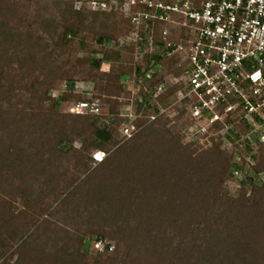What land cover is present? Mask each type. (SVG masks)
<instances>
[{
	"label": "rangeland",
	"instance_id": "rangeland-1",
	"mask_svg": "<svg viewBox=\"0 0 264 264\" xmlns=\"http://www.w3.org/2000/svg\"><path fill=\"white\" fill-rule=\"evenodd\" d=\"M97 11L104 10H93L87 0H0V113L7 114L9 122H0V204L5 205L4 213L17 219L23 217L27 224L24 231L20 228L24 221L15 219L0 229V264H96L111 255L96 254L92 250L96 249L95 244H91L86 257L73 249L78 244L76 239H95L101 230L108 231L103 223H99L100 228L87 226L86 221L93 216V207L99 199L97 193L86 192L88 182L79 184L99 166L98 156L99 159L112 157L118 147L115 142L122 144L126 139L120 128L117 138L105 143L104 149L100 150L102 143L95 138L84 145L81 127L85 125L68 111L77 100H90L98 95L100 104L105 102L125 115L121 118L122 125L134 121L139 96L131 77L137 65L153 64L150 61L153 53L141 40L142 30L131 24L125 13L118 9ZM69 27L76 34L66 35L70 42L62 44L65 29ZM100 35L109 41L98 42ZM113 52H119L120 58H114ZM105 55L108 63H102L100 69L91 67L92 58L103 60ZM183 59L184 53L180 51L160 62L158 76H164L163 80L172 86L169 100L163 106L165 111L154 127L179 137L182 156L172 157L165 152L157 165L148 160L138 161L136 157L124 160V165H139L134 172L122 173L117 168L108 179L109 186L121 191L128 200L126 204L113 202L112 213L130 210L128 216L116 215L115 221L124 229L144 234L141 247L150 251L149 263L153 254L154 261L165 263V259V264L170 263L169 257L176 261L183 258L181 264L203 258L202 252L207 251L220 231L223 234L228 231L231 236V228L226 224L238 229L240 224H245L250 229L257 228V235L251 239L247 234L236 233L234 240L259 256L249 261L245 257L226 260L224 264H264V203L255 197L264 185V169L256 173L253 164L257 162L252 158L261 151L257 154L254 150L247 151L245 138L240 134L237 138L233 135L226 138L212 132L197 138L187 131V103L179 102L177 96ZM119 75L122 76L118 78ZM46 91L51 92L50 102L44 97ZM52 102L59 103L57 111L50 109ZM101 106L105 114L98 115L95 121L99 127L107 124L105 120L113 119L108 115L109 108ZM54 113L59 117L53 116ZM54 118L78 123L79 131L74 134L72 145L57 146L55 132L48 131ZM50 147L54 150L72 147L77 153L82 152L88 171L75 166L74 157H79V153L58 162L54 158L60 154L45 152ZM6 152L14 159L6 162ZM230 158L241 168L229 170ZM44 160L49 162L42 163ZM51 164L55 174L47 176L45 172L52 168ZM236 170L238 174L234 173ZM17 171L28 181V186H24ZM131 174H135L136 183L130 180ZM120 178L125 184L119 185V189ZM77 187H80L78 192L68 198ZM142 189H145L143 194ZM142 198L154 200V206L150 225L138 227L134 215L151 213V209L141 205ZM134 200L137 208L132 205ZM105 239L112 242H107L109 245H117L114 240ZM258 239L263 241V250L257 251ZM210 258L212 264L218 263L217 257Z\"/></svg>",
	"mask_w": 264,
	"mask_h": 264
},
{
	"label": "built area",
	"instance_id": "built-area-1",
	"mask_svg": "<svg viewBox=\"0 0 264 264\" xmlns=\"http://www.w3.org/2000/svg\"><path fill=\"white\" fill-rule=\"evenodd\" d=\"M88 2L93 10L118 9L125 13L129 22L142 30L141 40L151 47L152 53L159 52L165 58L183 51L184 63L178 79L181 88L177 96L179 102L187 103L189 133L197 138L212 132L223 137L230 132L238 135L237 124L245 122L250 129L243 138L250 143L253 153H264V0ZM157 23L166 24L159 37ZM159 68L160 64L146 74V80H151ZM170 86L160 81L155 86L154 97ZM137 102H142L140 96ZM158 109L159 112L149 116L148 123L165 111L160 105ZM70 112L75 116L105 114L97 99L82 100ZM137 118L135 114L134 121L123 123L124 139L130 140L141 129L136 124ZM113 247L103 241L95 243L102 253L113 251Z\"/></svg>",
	"mask_w": 264,
	"mask_h": 264
},
{
	"label": "trees",
	"instance_id": "trees-1",
	"mask_svg": "<svg viewBox=\"0 0 264 264\" xmlns=\"http://www.w3.org/2000/svg\"><path fill=\"white\" fill-rule=\"evenodd\" d=\"M98 13L101 12H107V11H97ZM166 27V24L163 23H157L155 25V29H156V34L159 37V33L160 31ZM70 35V36H74V34H76V31H73L72 27L66 28L65 29V34L63 35L61 41L62 44H68L70 42V40L67 39L66 35ZM94 36V35H93ZM104 41H109L108 38H106L105 36L103 37L102 35H100L98 37V42L103 43ZM81 46H84V42H81ZM114 58H120L121 54L119 52H113L111 54ZM108 55H105V59L103 60H99V59H95L92 58V60L90 61L91 63V67L95 68V69H100L101 64L102 63H108ZM162 59H164L162 57V55L159 52H155L152 54V60H150L153 64L150 65L149 62L143 64V65H137L135 68V71L132 75L131 78H134V82L135 85L139 88L138 89V95L142 98V102H137L136 106H135V113L137 115V120H136V124L138 127H141V129L132 137L130 138V140H126L124 141V143L120 144L119 141L115 142V145H118V147L115 149L113 156L112 157H108L103 158L101 161L98 162V167L95 168V170H93L92 172H90L87 175V178L81 183L79 184L80 186L84 185L85 182L87 183V191L86 192H91V193H97V197L99 199V202H97L95 204V206L93 207V211L92 217H88V221H86L87 226L89 227H93L95 225H99V223H103L104 225L106 224V228H108L107 232H104V230H101L100 234L97 235L95 237V239H92V237H85V238H81L80 239H76V244L74 246L73 249H75L77 252H80V256L82 257H86V255L89 253L90 250V246L91 244L94 245L96 242L98 241H103V242H110L108 240H106L105 238L108 237L111 240H114L116 242V246L114 245V249L111 252H107L108 254H111L110 256L107 257V259L105 261H96V264H165L166 260L164 259L163 263L162 261H154L155 258L154 255H151V261L149 263L148 259H147V255L149 256V252L148 249H144L141 246H143V239H144V234H141L140 232H136L135 230H131L128 228H122L120 225H117L116 221L117 217L116 215H118L119 217L122 218V216H124L125 214L127 215V212H129L130 210H128L127 212L124 211V209L121 212H114L112 213L113 210V202L114 203H121V204H126V202L128 201L125 197H123V195H121V191L117 192V190L111 186H109V182L108 179L111 176V173L117 171V168L122 171V173H124V171H133L138 169V163H134L132 165H124V160L126 162V160L132 159V157H136L138 161H149L152 163V165H157V163H159V159L162 157V155L165 152H168L170 154H172V157H177L179 158L181 155V152L183 150V147L180 143L179 137L177 135H174L172 132L170 131H166V132H161V131H157L154 129L157 120L153 121V122H149L148 123V119L149 116H151V114L153 113H157L159 112L158 106H164L166 105V101H168L169 99H167L168 94H171L170 89L166 90V92L158 95L157 97H154L155 93H156V85L162 81L163 79H165L164 76H158V73L156 75H154L152 77L151 80H146V74H148L151 71L156 70V68L158 67V65L160 64V62L162 61ZM143 66H145V68H143ZM122 75H119L118 78H120ZM130 78V77H129ZM50 91H46V93L44 94L45 99H47V101L50 102ZM64 97V96H63ZM101 96H94L92 99H99V101H101ZM78 102H80L81 100H77ZM101 104L103 106H106L109 111V116H111L113 119L112 120H105V122L107 124H104L103 127H99L95 121L98 120V115L95 114H84V115H73L71 112L68 111V114H72L73 116H75L78 119H82V125H85L84 127L82 126V132H83V143L84 145L88 144L90 140L92 139H97L99 140L102 144L99 146L100 150L105 148V143L111 142V140H114L117 138V132L119 131V129L122 127L121 123L123 122L122 118V113L119 112V109H114L112 108L109 104H106L105 102H101ZM100 104V105H101ZM58 107H60L58 102H52L51 105V110L52 111H57ZM141 114H143L142 116H139ZM57 113H54L53 116L55 117H59L57 116ZM7 114L5 113H0V122H2L3 124L5 123H9L6 119ZM50 126L48 128V131H54V135L56 138H58V142H57V146H67V145H72V138L74 136V134H76L79 131V128H76V126L78 125V123L76 124L75 122H73L72 120L69 122L67 119H53L50 122ZM121 126V127H120ZM237 128L240 132V135H246L250 129V127L245 123V122H240L237 124ZM230 135H233V137H238L237 135H235L234 133L230 132ZM54 137V138H55ZM228 138V136L226 137ZM52 141V140H51ZM57 141V140H56ZM53 141V142H56ZM245 146H246V150L247 151H251V147H250V143L244 141ZM47 152V154L50 155H55V154H60L61 156L57 159L54 158V161H61L63 158L65 159V157L72 155L73 156L77 155L79 153V157H74L75 158V166H82L84 170L88 171V167L87 165L83 164V159H84V154L82 152H78L76 150H73L72 147L71 148H57L54 150L53 147H50L49 152ZM56 152V153H55ZM7 155L4 157V160L7 162V160L10 159H14L11 157L10 152H6ZM257 154V153H256ZM49 155V156H50ZM52 157V156H51ZM254 160H256L257 164H253L254 167L253 169L255 170L256 173L260 172V169H264V153H262V151L259 153V155H253L252 157ZM262 160H261V159ZM63 159V160H64ZM261 161H260V160ZM259 160V161H258ZM118 161H120V165L118 164ZM132 161V160H131ZM229 161H231L230 165H228V169H238L241 168V166H237L235 163H233L232 159L230 158ZM16 162V160H15ZM49 162L48 160H44L42 163ZM55 163V162H54ZM53 163V164H54ZM123 163V164H122ZM44 164V165H46ZM53 164H51V169H46L44 168V170H42V173L45 172V169L47 170V172H45V175H50V173L55 174V171L53 169ZM119 165V167H118ZM143 165V164H141ZM48 166V165H47ZM112 167L114 168L113 170ZM144 167V166H143ZM44 171V172H43ZM18 172V176L22 178L23 180V184L24 186H28V181L24 178V176L22 177L20 171ZM132 176H130V180L134 179L133 182H137L135 180V174H131ZM53 176V175H52ZM132 182V183H133ZM250 182L254 183L253 179H250ZM73 183V182H72ZM71 183V184H72ZM125 182L122 178H120L119 181V185H124ZM73 185V184H72ZM49 188L51 186H48ZM80 189V187H77L75 191H73L70 195H68L70 197H72V195H75L76 192H78V190ZM120 189V186H119ZM145 190V189H144ZM143 189L142 194L145 192ZM33 192V191H32ZM130 192V191H129ZM131 192H136V191H131ZM130 192V193H131ZM44 193L42 192V195ZM128 194V193H127ZM45 195V194H44ZM255 197L258 199V202H262L264 203V185L262 187V189L258 190V193L256 192ZM67 198V199H68ZM143 199V198H142ZM66 200V198L64 199ZM136 200V197H135ZM135 200L133 201V206L137 208V205L135 203ZM130 201V200H129ZM105 202V203H104ZM144 204V206L147 209H151V213L150 212H146V214L140 213L139 216L134 215L135 218H137V220H135L136 222H138V227H140L142 224L144 225L145 223H147V225H150V216L153 213V206H154V200L150 201L148 199L142 201L141 205ZM5 206V205H4ZM4 206H2L0 204V229L2 230V228L4 227V224L10 223L13 220H23L24 223L22 224V227H20L21 229L27 227V224L25 223V219L23 217L17 219L18 217H14V215H11L9 213H4ZM123 206V205H122ZM131 207V206H129ZM116 213V214H115ZM148 215V216H147ZM128 216V215H127ZM20 217V216H19ZM126 220L128 221V218L126 217ZM232 224H226L227 227L230 226L231 228V236L230 233L227 231L223 232L220 231V233L217 235V237L213 240V244L209 245V247L207 248V251L202 252V257L203 258H196V257H192V259L196 258L195 260H191L189 259V261L187 260L186 262H184L185 264H212L211 263V258L212 256H215L218 258V263H222L224 264L226 262V260H235V259H240L241 257H245V259H249L252 260L251 257H257L259 256L257 253L253 254L251 249H247L246 247H244L243 245H239L236 240H234L233 235L236 233H241V234H247V238H251L252 235L256 234L258 232V229L255 228L254 226V230L250 227L245 226V224H240L241 227L238 228H233L231 226ZM98 226V227H99ZM100 228V227H99ZM147 229V228H146ZM236 229L238 231H236ZM148 230V229H147ZM225 230V229H222ZM257 230V231H256ZM149 232V231H148ZM220 235H225L224 238L220 237ZM257 235V234H256ZM252 239V238H251ZM78 240V241H77ZM259 240V239H258ZM235 241V242H234ZM264 241V240H263ZM262 240H259L258 244H256V248L257 251L258 250H263V243ZM112 243V242H110ZM109 244V243H108ZM25 245V244H24ZM251 247V246H250ZM77 248V249H76ZM252 248V247H251ZM256 248H254L256 250ZM253 249V248H252ZM92 250L98 254V255H102L103 253H99L97 251V249L92 248ZM78 252V254H79ZM192 255V254H191ZM187 256V254L185 255ZM200 256V255H198ZM222 256V257H221ZM161 257L165 258L164 255H161ZM257 259V258H256ZM169 260V264H181V262L183 261V258L180 259L179 261H176L177 259H172L171 257L168 258ZM191 260V261H190ZM202 260V262H201ZM248 260V261H249ZM216 264V263H215ZM230 264H235V263H230ZM237 264V263H236Z\"/></svg>",
	"mask_w": 264,
	"mask_h": 264
},
{
	"label": "snow or ice",
	"instance_id": "snow-or-ice-1",
	"mask_svg": "<svg viewBox=\"0 0 264 264\" xmlns=\"http://www.w3.org/2000/svg\"><path fill=\"white\" fill-rule=\"evenodd\" d=\"M100 157L98 156L97 159H99Z\"/></svg>",
	"mask_w": 264,
	"mask_h": 264
},
{
	"label": "clouds",
	"instance_id": "clouds-1",
	"mask_svg": "<svg viewBox=\"0 0 264 264\" xmlns=\"http://www.w3.org/2000/svg\"><path fill=\"white\" fill-rule=\"evenodd\" d=\"M98 160V159H97Z\"/></svg>",
	"mask_w": 264,
	"mask_h": 264
}]
</instances>
